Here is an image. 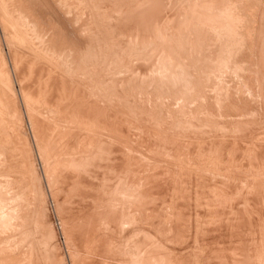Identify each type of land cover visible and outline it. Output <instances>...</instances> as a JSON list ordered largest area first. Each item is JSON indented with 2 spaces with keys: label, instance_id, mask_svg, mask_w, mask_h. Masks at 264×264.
I'll list each match as a JSON object with an SVG mask.
<instances>
[{
  "label": "rangeland",
  "instance_id": "374dc122",
  "mask_svg": "<svg viewBox=\"0 0 264 264\" xmlns=\"http://www.w3.org/2000/svg\"><path fill=\"white\" fill-rule=\"evenodd\" d=\"M198 1L0 0V264H264V0Z\"/></svg>",
  "mask_w": 264,
  "mask_h": 264
},
{
  "label": "bare ground",
  "instance_id": "6f19581e",
  "mask_svg": "<svg viewBox=\"0 0 264 264\" xmlns=\"http://www.w3.org/2000/svg\"><path fill=\"white\" fill-rule=\"evenodd\" d=\"M21 1H22V0H21ZM185 1H186V0H185ZM199 1H200V0H199ZM199 1H198V2H199ZM214 1H215V0H214ZM218 1L220 2V0H218ZM228 1H229V0H228ZM207 2H208V0H207ZM236 2H237V1H236ZM18 3H19V2H18ZM188 3H189V2H188ZM231 3H232V2H231ZM190 4H191V3H190ZM199 4H200V3H199ZM201 4H202V3H201ZM220 4H221V3H220ZM225 4H226V3H225ZM228 4H229V3H228ZM234 4H235V3H234ZM184 5H186V4H184ZM184 5H182V6H184ZM218 5H219V4H218ZM209 6H210V5H209ZM233 6H234V5H233ZM25 7H26V6H25ZM185 7H186V6H185ZM202 7H203V6H202ZM207 7H208V6H207ZM225 7H226V6H225ZM22 8H23V5H22ZM123 8H124V7H123ZM186 8H187V7H186ZM205 8H206V7H205ZM229 8H230V7H229ZM234 8H235V7H234ZM17 9H18V8H17ZM127 9H128V8H127ZM15 10H16V7H15ZM120 10H121V8H120ZM157 10H158V9H157ZM157 10H156V11H157ZM181 10H182V9H181ZM194 10H195V9H194ZM209 10H210V9H209ZM28 11H29V10H28ZM226 11H227V10H226ZM236 11H237V10H236ZM31 12H32V11H31ZM192 12H193V11H192ZM192 12H191V14H192ZM196 12H197V11H196ZM201 12H203V11L201 10ZM218 12H219V11H218ZM17 13H18V12H17ZM29 13H30V11H29ZM180 13H181V12H180ZM198 13H199V11H198ZM213 13H214V12H213ZM216 13H217V11H216ZM225 13H226V12H225ZM225 13H224V15H225ZM241 13H242V12H241ZM15 14H16V13H15ZM18 14H19V13H18ZM26 14H27V13H26ZM191 14H190V15H191ZM200 14H202V13H200ZM204 14H205V13H204ZM209 14H210V13H209ZM196 15L198 16V14H196ZM215 15H216V14H215ZM217 15H218V14H217ZM224 15H223V14L221 15V13H220V17H223ZM19 16H20V15H19ZM165 16H166V15H165ZM192 16H193V15H192ZM227 16H230V14L227 15ZM190 17H191V16H190ZM220 17H219V18H220ZM225 17H226V15H225ZM231 17H233V16L231 15ZM20 18H23V17L21 16ZM159 18H160V17H159ZM160 19H161V18H160ZM165 19H166V18H165ZM189 19H190V18H189ZM217 19H218V17H217ZM221 19H222V18H221ZM221 19H220V20H221ZM225 19H226V18H225ZM234 19H235V18H234ZM23 20H24V19H23ZM34 20L36 21V17H35ZM194 20H195V18H194ZM215 20H216V18H215ZM218 20H219V19H218ZM223 20H224V18H223ZM3 21H4V20H3ZM196 21H197V20H196ZM226 21H228V20H226ZM23 22H24V21H23ZM30 22H31V21H30ZM187 22H188V21H187ZM213 22H214V20H213ZM213 22H212V23H213ZM218 22H219V21H218ZM218 22H217V23L215 22V24H219V23H221V22H219V23H218ZM228 22H229V21H228ZM235 22H236V21H235ZM248 22H249V21H248ZM20 23H21V22H20ZM77 23H78V22H77ZM81 23H82V22H81ZM154 23H155V22H154ZM169 23H170V22H169ZM223 23H224V22H222V24H223ZM225 23H226V22H225ZM31 24H32V23H31ZM31 24H30L29 26H31ZM186 24H187V23H186ZM229 24H230V23H229ZM24 25H25V24H24ZM26 25H27V24H26ZM41 25H43V24H41ZM80 25H81V24H80ZM190 25H191V24H190ZM195 25H196V24H195ZM227 25H228V23H227ZM186 26H187V25H186ZM188 26H189V25H188ZM196 26H197V25H196ZM215 26H218V25H215ZM220 26H221V25H220ZM33 27H34V26H33ZM127 27H128V26H127ZM178 27H179V26H178ZM191 27H192V26H191ZM194 27H195V26H194ZM202 27H203V26H202ZM222 27H223V25H222ZM224 27H227V26H224ZM24 28H25V27H24ZM40 28H41V27H40ZM44 28H45V26H44ZM119 28H120V27H119ZM162 28H163V27H162ZM185 28H188V27H185ZM197 28H198V27H197ZM3 29H4V28H3ZM6 29H7V28H6ZM54 29H55V28L53 27V30H54ZM226 29H227V28H226ZM226 29H225V30H226ZM31 30H32V29H31ZM40 30H42V28H41ZM79 30H80V29H79ZM157 30H158V29H157ZM157 30H156V31H157ZM177 30H178V29H177ZM177 30H176V31H177ZM182 30H183V29H182ZM185 30L187 31V29H185ZM194 30H195V29H194ZM206 30H207V29H206ZM229 30H230V29H229ZM4 31H5V30H4ZM10 31H11V30H10ZM33 31H34V30H33ZM47 31H48V28H47ZM188 31H189V30H188ZM197 31H198V30H197ZM219 31H220V30H219ZM7 32H8V31H7ZM34 32H35V31H34ZM38 32H39V31H38ZM53 32H54V31H53ZM83 32H84V31H83ZM165 32H166V31H165ZM180 32H181V31H180ZM189 32H190V31H189ZM203 32H205V31H203ZM206 32H208V31H206ZM213 32H214V31H213ZM12 33H13V32H12ZM36 33H37V32H36ZM43 33H44V32H43ZM175 33H176V32H175ZM177 33H178V31H177ZM177 33H176V34H177ZM190 33H191V32H190ZM192 33H193V32H192ZM225 33H226V32H225ZM30 34H31V33H30ZM33 34H34V33H32V35H33ZM125 34H127V33H125ZM157 34H158V33H157ZM172 34H174V33L172 32ZM180 34H181V33H180ZM182 34H184L183 31H182ZM188 34H189V33H188ZM226 34H227V33H226ZM229 34H230V33H229ZM236 34H237V33H236ZM42 35H43V34H42ZM53 35H54V34H53ZM155 35H156V34H155ZM178 35H179V33H178ZM189 35H190V34H189ZM191 35H192V34H191ZM227 35H228V34H227ZM227 35H226V37H227ZM230 35H231V34H230ZM232 35H233V34H232ZM240 35H241V34H240ZM162 36H163V35H162ZM171 36H173V35H171ZM176 36H177V35H176ZM192 36H193V35H192ZM28 37H29V36H28ZM39 37H41V36H39ZM43 37H44V36H43ZM57 37H58V36H57ZM151 37H152V36H151ZM180 37H181V36H180ZM236 37H237V36H236ZM34 38H36V36H35ZM37 38H38V37H37ZM53 38H55V37H53ZM137 38H138V37H137ZM147 38H148V37H147ZM201 38H202V37H201ZM25 39H26V38H25ZM56 39H57V38H56ZM143 39H144V38H143ZM163 39H164V38H163ZM174 39H175V38H174ZM187 39H188V38H187ZM191 39H192V38H191ZM206 39H207V38H206ZM51 40H52V39H51ZM62 40H63V39H62ZM121 40H122V39H121ZM138 40H139V39H138ZM189 40H190V39H189ZM38 41H39V40H38ZM52 41H53V40H52ZM56 41L58 42V40H56ZM56 41H55V42H56ZM182 41H183V40H182ZM190 41H192V40H190ZM10 42H11V41H10ZM53 42H54V41H53ZM62 42L64 43V41H62ZM62 42H61V43H62ZM71 42H73V41H71ZM144 42H146V41H144ZM193 42H194V41H193ZM235 42H236V41H234V43H235ZM28 43H29V42H28ZM34 43H35V42H34ZM40 43H41V42H40ZM66 43H68V42H66ZM132 43H133V42H132ZM180 43H181V42H180ZM189 43H190V42H189ZM13 44H14V43H13ZM52 44H53V43H52ZM181 44H182V43H181ZM8 45H9V43H8ZM66 45H67V44H66ZM191 45H192V44H191ZM191 45H190V47H191ZM40 46H41V45H40ZM193 46H194V45H193ZM235 46H236V44H235ZM14 47H15V46H14ZM52 47H53V46H52ZM72 47H73V46H72ZM48 48H49V47H48ZM66 48H67V47H66ZM76 48H77V47H76ZM201 48H202V47H201ZM15 49H16V48H15ZM18 49H19V48H18ZM71 49H72V48H71ZM130 49H131V48H130ZM55 50H56V49H54L53 52H54ZM142 50H143V49H142ZM183 50H184V49H183ZM189 50H190V49H189ZM48 51H49V49H47V52H48ZM74 51H75V50H74ZM162 51H163V50H162ZM177 51H179V50H177ZM194 51H195V49H194ZM16 52H17V51H16ZM45 52H46V50H45ZM55 54H56V53H55ZM52 55H53V54H52ZM60 55H61V54H60ZM69 55H70V54H69ZM188 55H189V54H188ZM77 56H78V55H77ZM184 56H185V55H184ZM227 56H228V55H227ZM16 57H17V56H16ZM47 57H48V56H47ZM57 57H58V56H57ZM68 57H69V56H68ZM136 57H137V56H136ZM59 58H60V57H59ZM61 58H62V56H61ZM140 58H141V57H140ZM169 58H170V57H169ZM56 59H57V58H56ZM56 59H55V60H56ZM67 59H69V58H67ZM221 60H222V59H221ZM1 61H2V60H1ZM28 61H29V60H28ZM66 61H67V60H66ZM66 61H64V63H65ZM195 61H196V60H195ZM54 62L56 63V61H54ZM69 62H70V61H69ZM164 62H165V61H164ZM219 62H220V61H219ZM1 63H2V62H1ZM14 63H15V62H14ZM19 63H20V62H19ZM45 63H46V62H45ZM104 63H105V62H104ZM34 64H35V63H34ZM56 64H57V63H56ZM70 64H71V63H70ZM70 64H69V65H70ZM176 64H177V63H176ZM185 64H186V63H185ZM0 65H1V64H0ZM15 65H17V64H15ZM95 65H96V64H95ZM99 65H100V64H99ZM13 66H14V65H13ZM25 66H26V65H25ZM107 66H108V65H107ZM3 67H4V66H3ZM3 67H2V68H3ZM221 67H222V66H221ZM23 68H24V67H23ZM62 68H63V67H62ZM66 68H67V67H66ZM189 68H190V67H189ZM217 68H218V67H217ZM224 68H225V67H224ZM14 69H15V68H14ZM55 69H56V68H55ZM88 69H89V67H88ZM40 70H41V69H40ZM73 70H74V69H73ZM91 70H92V69H91ZM0 71H1V70H0ZM57 71H58V70H57ZM64 71H65V70H64ZM66 71H67V69H66ZM66 71H65V74H66ZM68 71H69V70H68ZM68 71H67V72H68ZM78 71H79V70H78ZM224 71H225V70H224ZM49 72H50V71H49ZM70 72H71V71H70ZM73 72H74V71H73ZM75 72H76V71H75ZM169 72H170V71H169ZM47 73H48V72H47ZM79 73H80V72H79ZM56 74H58V73H56ZM68 74H69V73H68ZM68 74H67V75H68ZM77 74H78V73H77ZM77 74H76V75H77ZM80 74H81V73H80ZM8 75H9V74H8ZM61 75H62V74H61ZM74 76H75V75H74ZM67 77H68V76H67ZM79 77H80V76H79ZM137 77H138V76H137ZM9 78H10V77H9ZM76 78H77V77H76ZM82 78H83V77H82ZM102 78H103V77H102ZM77 79H78V78H77ZM69 80H70V79H69ZM75 81H76V80H75ZM61 82H62V80H61ZM70 82H71V81H70ZM80 82H81V81H80ZM86 82H88V81L86 80ZM59 83H60V82H59ZM128 83H129V82H128ZM20 84H21V83H20ZM38 84H39V83H38ZM45 84H46V83H45ZM78 84H79V83H78ZM80 84H81V83H80ZM83 84H84V82H83ZM183 84H184V83H183ZM4 85H5V84H4ZM39 85H40V84H39ZM56 85H58V84H56ZM61 85H62V83H61ZM63 85H64V84H63ZM70 85H71V84H70ZM35 86H36V85H35ZM40 86H41V85H40ZM84 86H85V85H84ZM100 86H101V85H100ZM120 86H121V85H120ZM7 87H8V86H7ZM66 87H67V86H66ZM66 87H65V88H66ZM88 87H89V86H88ZM105 87H106V86H105ZM122 87H123V86H122ZM72 88H73V87H72ZM221 88H222V87H221ZM6 89H7V88H6ZM23 89H24V88H23ZM79 89H80V88H79ZM110 89H111V88H110ZM118 89H119V88H118ZM43 90H44V88H43ZM107 90H108V89H107ZM112 90H113V89H112ZM40 91H41V90H40ZM70 91H72V90H70ZM86 91H87V90H86ZM182 91H183V90H182ZM0 92H1V91H0ZM28 92H29V91H28ZM31 92H32V91H31ZM31 92H30V93H31ZM49 92H50V90H49ZM2 93H3V92H2ZM11 93H12V92H11ZM22 93H23V92H22ZM72 93H73V92H72ZM89 93H90V92H89ZM12 94H13V93H12ZM12 94H11V95H12ZM31 94H33V93H31ZM33 95H34V94H33ZM73 95H75V94H73ZM31 96H32V95H31ZM37 96H38V95H37ZM5 97H6V96H5ZM25 97H26V96H25ZM97 97H98V96H97ZM57 98H58V97H57ZM62 98H63V97H62ZM73 98H74V97H73ZM73 98H72V99H73ZM99 98H100V97H99ZM33 99H34V98H33ZM54 99H55V98H54ZM63 99H64V98H63ZM97 99H98V98H97ZM9 100H10V99H9ZM14 100H15V99H14ZM24 100H25V98H24ZM67 100H68V99H67ZM69 100H70V99H69ZM88 100H89V98H88ZM98 100H99V99H98ZM76 101H78V100H76ZM76 101H74V102H76ZM85 101H86V100H85ZM89 101H90V100H89ZM105 101H106V100H105ZM7 102H8V100H7ZM29 102H30V101H29ZM68 102H69V101H68ZM74 102H73V103H74ZM35 103H36V102H35ZM63 103H64V102H63ZM77 103H78V102H77ZM91 103H92V102H91ZM64 104H67V102L64 103ZM68 104H69V103H68ZM68 104H67V105H68ZM74 104H75V103H74ZM1 105H2V104H1ZM3 105H4V103H3ZM67 105H66V106H67ZM69 105H70V104H69ZM79 105H80V104H79ZM48 106H49V105H48ZM58 106H59V105H58ZM63 106H64V105H63ZM50 107H51V106H50ZM54 107H55V106H54ZM61 107H62V106H61ZM70 107H71V106H70ZM70 107H69V108H70ZM90 107H91V106H90ZM51 108H52V107H51ZM63 108H64V107H63ZM74 108H75V107H74ZM39 109H40V108H39ZM56 109H57V108H56ZM59 109H60V108H59ZM66 109H67V108H66ZM72 109H73V108H72ZM79 109H80V108H79ZM86 109H87V108H86ZM86 109H85V110H86ZM11 110H12V109H11ZM32 110H33V109H32ZM67 110H68V109H67ZM70 110H71V109H70ZM74 110H75V109H74ZM77 110H78V109H77ZM81 110H82V109H81ZM90 110H92V109H90ZM90 110H88V112H87V111H86V112L89 113ZM13 111H14V110H13ZM75 111H76V110H75ZM79 111H80V110H79ZM82 111H83V110H82ZM82 111H81V112H82ZM98 111H99V110H98ZM5 112H6V109H5ZM8 112H9V111H8ZM11 112H12V111H11ZM28 112H29V111H28ZM36 112H37V111H36ZM64 112H65V110H64ZM64 112H63V113H64ZM77 112H78V111H77ZM84 112H85V111H84ZM84 112H83V113H84ZM86 112H85V114H86V116H87V113H86ZM34 113H35V112H34ZM60 113H61V109H60ZM72 113H73V112H72ZM75 113H76V112H75ZM7 114H8V113H7ZM17 114H18V113H17ZM85 114H84V115H85ZM90 114H92L91 111H90ZM90 114H89V115H90ZM9 115H10V114H9ZM52 115H53V114H52ZM55 115H56V114H55ZM57 115H58V114H57ZM64 115H65V113H64ZM67 115H68V114H67ZM67 115H66V117H67ZM69 115H70V112H69ZM69 115H68V116H69ZM75 115H76V114H75ZM77 115H78V114H77ZM80 115H81V114H80ZM101 115H102V114H101ZM2 116H3V115H2ZM30 117H31V116H30ZM52 117H53V116H52ZM79 117H80V116H78V118H79ZM82 117H83V115H82ZM101 117H102V116H101ZM103 117H104V116H103ZM1 118H2V117H1ZM5 118H6V117H5ZM36 118H37V117H36ZM70 118H71V117H70ZM107 118H108V117H107ZM6 120H7V119H6ZM64 120H65V119H64ZM69 120H70V119H69ZM90 120H91V119H90ZM52 121H53V120H52ZM59 121H60V120H59ZM2 122H3V121H2ZM7 122H8V121H7ZM61 122H62V121H61ZM5 123H6V121H5ZM63 123H64V122H63ZM72 123H74V122H72ZM77 123H78V122H77ZM82 123H83V122H82ZM93 123H94V122H93ZM102 123H103V122H102ZM57 124H59V123H57ZM69 124H70V123H69ZM74 124H75V123H74ZM80 124H81V123H80ZM100 124H101V123H100ZM0 125H1V124H0ZM8 125L10 126V124H8ZM8 125H7V126H8ZM53 125H54V124H53ZM64 125H65V124H64ZM76 125H78V124H75V126H74L75 128L77 127ZM87 125H88V124H87ZM5 126H6V125H5ZM55 126H56V125H55ZM66 126H67V125H66ZM82 126H83V125H82ZM84 126H85V125H84ZM93 126H94V125H93ZM102 126H103V125H102ZM61 127H63V126H61ZM88 127H89V126H88ZM95 127L97 128V126H95ZM0 128H1V127H0ZM57 128H58V127H57ZM75 128H74V129H75ZM12 129H13V128H12ZM68 129H69V128H68ZM77 129H78V128H77ZM94 129H95V128H94ZM105 129H106V128H105ZM7 130H8V129H7ZM55 130H56V128H55ZM58 130H59V129H58ZM70 130H71V128H70ZM70 130H69V131H70ZM78 130H81V128H79ZM78 130H77V131H78ZM87 130H89V129H87ZM17 131H19V130H17ZM62 131H63V130H62ZM71 131H73V129H72ZM82 131H83V130H82ZM97 131H98V130H97ZM101 131L103 132V130H101ZM14 132H15V131H14ZM87 132H88V131H87ZM108 132H109V131H108ZM74 133H75V132H74ZM79 133H80V131H79ZM84 133H86V131H85ZM84 133H83V136H84ZM97 133H98V132H97ZM20 134H21V133H20ZM47 134H48V133H47ZM51 134H53V133L51 132ZM51 134H50V135H51ZM77 134H78V133H77ZM11 135H12V134H11ZM66 135H67V134H66ZM72 135H73V134H72ZM78 135H79V134H78ZM81 135H82V134H81ZM87 135H88V133H87ZM90 135H91V134H90ZM1 136H2V135H1ZM1 136H0V137H1ZM16 136H17V135H16ZM47 136H48V135H47ZM88 136H89V135H88ZM93 136H94V134H93ZM95 136H96V135H95ZM97 136H99V135H97ZM102 136H103V135H102ZM68 137H70V136H68ZM73 137H74V136H72V139H73ZM80 137H81V136H80ZM86 137H87V136H86ZM90 137H91V136H90ZM90 137H89V138H90ZM104 137H105V136H104ZM114 137H115V136H114ZM48 138H49V137H48ZM63 138H64V137H62V140H63ZM74 138H75V137H74ZM76 138H78V137H76ZM59 139H60V138H59ZM69 139H70V138H68L67 140H69ZM101 139H102V138H101ZM104 139H105V138H104ZM56 140H58V139H56ZM62 140H61V142H63ZM76 140H77V139H76ZM81 140H83V138H82ZM88 140H89V139H88ZM98 140H99V138H98ZM79 141H80V139H79ZM92 141H93V139H92ZM117 141H118V140H117ZM64 142H65V141H64ZM67 142H68V141H67ZM71 142H72V141H71ZM110 142H111V141H110ZM220 142H221V141H220ZM52 143H53V142H52ZM58 143H59V140H58ZM77 143H79V142H77ZM82 143H83V142H82ZM82 143H81V144H82ZM85 143H86V142H85ZM88 143H89V141H88ZM216 143H217V142H216ZM0 144H2V142H1ZM21 144H22V143H21ZM69 144H70V143H69ZM73 144H74V143H73ZM73 144H72V145H73ZM93 144H94V143H93ZM108 144H109V143H108ZM7 145H8V144H7ZM16 145H18V144H16ZM42 145H43V144H42ZM57 145H58V144H57ZM70 145H71V144H70ZM72 145H71V146H72ZM89 145H90V144H89ZM96 145H97V144H96ZM1 146H2V145H0V147H1ZM82 146H83V145H82ZM2 147H3V146H2ZM85 147H86V146H85ZM56 148H57V147H56ZM2 149H3V148H2ZM2 149H1V150H2ZM42 149H43V148H42ZM84 149H85V148H84ZM95 149H96V147H95ZM4 150H5V148H4ZM59 150H60V149H59ZM5 151H6V150H5ZM5 151H1V152H5ZM43 151H44V150H43ZM60 151H61V150H60ZM1 152H0V153H1ZM82 152L85 153L84 151H82ZM86 152H87V151H86ZM5 153H6V152H5ZM9 153H10V151L8 152V154H9ZM91 153H92V152H91ZM8 154H7V155H8ZM50 154H51V153H50ZM55 154H56V153H55ZM70 154H71V153H70ZM85 154H86V153H85ZM56 155H57V154H56ZM67 155H68V154H67ZM1 156H2V155H1ZM3 156H4V155H3ZM48 156H49V155H48ZM54 156H55V155H54ZM54 156H53V157H54ZM61 156H63V155H61ZM64 156H65V155H64ZM8 157H9V156H8ZM8 157H7V158H8ZM55 157H56V156H55ZM2 158H3V157H2ZM2 158H0V159H2ZM9 158H10V157H9ZM57 159H58V158H57ZM70 159H71V158H70ZM7 160H9V159H7ZM12 160H13V159H12ZM12 160H11V161H12ZM25 160H26V159H25ZM9 161H10V160H9ZM11 161H10V163H11ZM20 161H21V160H20ZM4 162H5V161H4ZM6 163H7V162H6ZM56 165H57V164H56ZM67 165H68V164H67ZM8 166H9V165L7 164V167H8ZM10 166H11V165H10ZM10 166H9V167H10ZM22 166H23V165H22ZM12 167H13V166H12ZM12 167H11V168H12ZM57 167H58V166H57ZM0 168H1V167H0ZM11 168H10V170H11ZM22 169H23V168H22ZM54 169H55V168H54ZM120 169H121V168H120ZM12 170H13V169H12ZM15 170H16V169H15ZM56 170H57V169H56ZM59 170H60V168H59ZM3 171H4V170H3ZM5 171H6V170H5ZM5 171H4V173H7V174L9 173V172H5ZM7 171H8V170H7ZM47 171H48V170H47ZM1 172H2V169H1ZM12 172H13V171H12ZM14 172H15V171H14ZM14 172H13V174H15ZM16 172H17V171H16ZM4 173H2V176L6 175V174H4ZM0 174H1V173H0ZM3 174H4V175H3ZM130 174H131V173H130ZM9 175H10V173H9ZM18 175H19V174H18ZM18 175H15L14 178H16V176H18ZM0 176H1V175H0ZM11 176H13V175H11ZM26 176H27V175H26ZM29 176H30V175H29ZM19 177L21 178L20 175H19ZM23 177H24V176H23ZM63 177H64V176H63ZM3 178H4V177H3ZM6 178H7V177H6ZM12 178H13V177H12ZM12 178H11V179H12ZM17 178H18V177H17ZM25 178L27 179L28 177H25ZM1 179H2V178H1ZM8 179H9V178H8ZM29 179H30V178H29ZM4 180H5V179H4ZM131 180H132V179H131ZM5 181H6V180H5ZM5 181H3V182L5 183ZM27 181H28V180H27ZM30 181H31V180H30ZM0 182H1V181H0ZM6 182H7V181H6ZM8 182H9V181H8ZM8 182H7V183H8ZM28 183H29V182H28ZM13 184H14V183H13ZM5 185H6V184H5ZM7 185H8V184H7ZM17 185H18V184H17ZM27 185H28V184H27ZM0 186H1V185H0ZM2 186H3V184H2ZM10 186H11V184H10ZM10 186H9V187H10ZM13 186H14V185H13ZM13 186H12V187H13ZM21 186H22V185H21ZM29 186H30V185H29ZM29 186H28V187H29ZM3 187H5V186H3ZM6 187H7V186H6ZM14 187H15V186H14ZM14 187H13V188H14ZM85 187H86V186H85ZM128 187H129V186H128ZM10 188H11V187H10ZM11 189H12V188H11ZM14 189H15V188H14ZM33 189H34V188H33ZM19 190H20V189H19ZM22 190H23V189H22ZM132 190H134V189H132ZM26 191H27V188H25V192H26ZM31 191H32V190H31ZM18 192H19V191H18ZM20 192H21V191H20ZM76 192H77V191H76ZM107 192H108V191H107ZM132 192H134V191H132ZM30 193L32 194V192H30ZM30 193H29V191H28V194H30ZM33 193H35V192H33ZM134 193H135V192H134ZM31 194H30L29 196H31ZM88 194H89V193H88ZM26 195H27V193H26ZM32 195H33V194H32ZM34 195H35V194H34ZM37 195H38V194H37ZM94 197H97V196H94ZM2 198H3V195L0 194V199H2ZM30 198L32 199V197H30ZM23 199H24V197H23ZM135 200H136V199H135ZM1 201H2V200H1ZM1 201H0V202H1ZM58 201H59V200H58ZM73 201H74V200H73ZM127 201H129V200H127ZM133 201H134V200H133ZM6 202H7V200H6V201L4 200V203H5V204H6ZM9 202H10V201H9ZM30 202H31V201H30ZM4 203L1 202L0 205H2V204L4 205ZM11 203H13V202H11ZM23 203H24V202H23ZM137 204H138V202H137ZM3 205L1 206V208L3 207ZM9 205H10V204H9ZM15 205H16V204H15ZM95 205H97V204H95ZM95 205H94V206H95ZM134 205H135V204H134ZM21 206L23 207V205H21ZM40 206H41V205H40ZM94 206H93V207H94ZM138 206H139V205H138ZM138 206H137V207H138ZM25 207H26V206H25ZM1 208H0V210H1ZM135 208H136V207H135ZM13 209H14V208H13ZM16 209H18V207H17ZM10 210H11V209H10ZM22 210H23V209H22ZM37 210H38V209H37ZM83 210H84V209H83ZM89 210H90V209H89ZM133 210H134V208H133ZM1 211H2V210H1ZM8 211H9V210H8ZM11 211H12V210H11ZM95 211H96V210H95ZM95 211H94V212H95ZM90 212H91V211H90ZM94 212H93V213H94ZM135 212H136V211H135ZM13 213H14V212H13ZM28 213H29V212H28ZM84 213H85V212H84ZM0 214H1V212H0ZM14 214H15V213H14ZM14 214H13V215H14ZM18 214H19V212H18ZM89 214H90V213H88V215H89ZM3 215H4V214H3ZM3 215H2V216L0 215L1 218L3 217ZM10 215H11V213H10ZM95 215H96V212H95ZM98 215H99V214H98ZM77 216H78V215H77ZM85 216H86V215H85ZM96 216H97V215H96ZM96 216H95V217H96ZM136 216H137V215H136ZM180 216H181V215H180ZM4 217H5V216H4ZM4 217H3V218H4ZM20 217H21V216H20ZM20 217H19V218H20ZM35 217H36V216H35ZM83 217H84V216H83ZM88 217H89V216H88ZM5 218H6V217H5ZM5 218L3 219V220H4L3 223L6 222V221H5L6 219H7V220L9 219V218H6V219H5ZM89 218H90V217H89ZM89 218H88V219H89ZM92 218H93V217H92ZM138 218H139V217H138ZM10 219H11V218H10ZM17 219H18V218H17ZM85 219H86V218H85ZM18 220H19V219H18ZM22 220H23V219H22ZM90 220L92 221V219H90ZM105 220H106V218H105ZM139 220H140V219H139ZM139 220H138V221H139ZM178 220H179V219H178ZM14 221H15V220H14ZM87 221H88L87 223H89V220H87ZM99 221H100V220H99ZM106 221H107V220H106ZM1 222H2V219L0 220V223H1ZM35 222L37 223V221H35ZM76 222H77V221H76ZM83 222H84V221H83ZM92 222H93V221H92ZM101 222H102V221H101ZM109 222H110V221H109ZM8 223L10 224V220H9L8 222H6L5 224H8ZM67 223H68V222H67ZM104 223H105V222H104ZM9 224H8V225H9ZM81 224H82V223H81ZM91 224H92V223H91ZM96 224H97V223H95V225H96ZM8 225H4V224L2 225V223L0 224L1 227L3 226V227H7V228H8ZM77 225H78V224H77ZM93 225H94V224H93ZM177 225H178V224H177ZM118 226H119V225H118ZM13 227H15V226H13ZM85 227H86V226H85ZM88 227H89V226H88ZM91 227H92V226H91ZM69 228H70V227H69ZM102 228H103V227H102ZM0 229H3V228H0ZM8 229H9V228H8ZM9 230H10V229H9ZM88 230H89V229H88ZM90 230H91V229H90ZM93 230H94V229H93ZM95 230H96V229H95ZM95 230H94V231H95ZM14 232H15V231H14ZM30 232H31V231H30ZM30 232H29V233H30ZM90 232H91V231H90ZM33 233H34V232H33ZM68 234H69V233H68ZM86 234H88V233H86ZM104 234H105V233H104ZM104 234H103V236H104ZM17 235H18V234H17ZM69 235H71V234H69ZM69 235H68V236H69ZM20 236H21V235H20ZM87 236H89V235H87ZM72 237H73V236H72ZM85 237H86V236H85ZM1 238H2V237H1ZM11 238H12V237H11ZM17 238H18V237H17ZM22 238H23V237H22ZM22 238H21V239H22ZM86 238H87V237H86ZM91 238H92V237H91ZM100 238H101V237H100ZM4 239H5V238H4ZM13 239H15V237H14ZM18 239H19V238H18ZM83 239H84V238H83ZM89 239H90V238H89ZM6 240H7V238H6ZM10 240H11V239H10ZM10 240H9V242H10ZM15 240H16V239H15ZM15 240H14V241L12 240L13 243L15 242ZM101 240H102V239H101ZM146 240H147V239H146ZM151 240H152V239H151ZM1 241H3V239H2ZM4 241H5V240H4ZM17 241H18V240H17ZM19 241H20V240H19ZM80 241H81V240H80ZM126 241H127V240H126ZM5 242H6V241H5ZM1 243H2V242H1ZM1 243H0V245H1ZM3 243H4V242H3ZM16 243H17V245H18V242H16ZM8 244L10 245L11 242L8 243ZM8 244H7V245H8ZM19 244H20V243H19ZM158 244H159V243H158ZM11 245H12V244H11ZM100 245H101V244H100ZM13 246H14V245H13ZM13 246H12V247H13ZM25 246H26V245H25ZM25 246H24V247H25ZM39 246H40V245H39ZM39 246H38V247H39ZM145 246H146V245H145ZM145 246H144V247H145ZM7 247H8V246H7ZM7 247H6V248H7ZM28 247H29V245L27 246V249H28ZM103 247H104V246H103ZM146 247H147V246H146ZM162 247H163V246H162ZM22 248H23V247H21L19 250H21ZM110 248H111V247H110ZM150 248H151V247H148L147 250H151ZM152 248H153V247H152ZM1 249H2V248H1ZM14 249H15V248H14ZM14 249H12V250H14ZM29 249H30V248H29ZM73 249H74V248H73ZM172 249H173V248H172ZM24 250H26V249H24ZM24 250H23V251H24ZM144 250H145V249H144ZM147 250H146V251H147ZM170 250H171V249H169V251H170ZM39 251H40V250H39ZM155 251H156V250H155ZM20 252H21V251H20ZM147 252H148V251H147ZM147 252H145V253H147ZM162 252H163V251H162ZM172 252H175V251L173 250ZM5 253H6V252H5ZM5 253L3 254L4 256H5ZM23 253H24V252H23ZM25 253L27 254L28 251L25 252ZM31 253H33V252H31ZM135 253H136V252H135ZM145 253H144V254H145ZM155 253H156V252H155ZM164 253H165V252H164ZM169 253H170V252H169ZM15 254H16V253H15ZM19 254H20V253H19ZM21 254H22V253H21ZM11 255H12V254H11ZM164 255H165V254H164ZM168 255H169V254H168ZM168 255H167V256H168ZM178 255H179V254H178ZM0 256H1V255H0ZM4 256H2V258H3ZM6 256H7V253H6ZM19 256H20V255H19ZM25 256H26V255H25ZM25 256H24V258H25ZM27 256H28V254H27ZM31 256H32V255H31ZM116 256H117V255H116ZM151 256H152V255H151ZM167 256H165V257H167ZM173 256H174V255H173ZM180 256H181V255H180ZM110 257H111V256H110ZM142 257H143V256H142ZM145 257H146V256H145ZM154 257H156V256H154ZM154 257H152V258H153V259H152L153 261H151V264H152V262H154V260H155ZM6 258H7V257H6ZM22 258H23V257H22ZM44 258H45V257H44ZM60 258H61V257H60ZM98 258H99V257H98ZM104 258H105V257H104ZM148 258H149V257H148ZM169 258H170V257H169ZM3 259H4V258H3ZM101 259H102V258H101ZM145 259H146V258H145ZM145 259H144V261H145ZM166 259H168V258H166ZM25 260H26V259H25ZM29 260H30V259H29ZM106 260H107V259H106ZM109 260H110V259H109ZM120 260H121V259H120ZM148 260H149V259H148ZM150 260H151V258H150ZM164 260H165V259H164ZM179 260H180V259H179ZM46 261H47V260H46ZM135 261H136V260H135ZM135 261H133V262H135ZM156 261H159L158 264H161V263H162V262L160 263V259L158 260V257L156 258ZM161 261H162V260H161ZM166 261H167V260H166ZM169 261H170V260H168V262H165V261H163V262H164L165 264H169V263L171 262V261H170V262H169ZM177 261H178V260H177ZM177 261H176V262H177ZM183 261H184V260H183ZM30 262H31V261H30ZM145 262H146V261H145ZM176 262H175V263H176ZM179 262H180V261H179ZM18 263H19V262H18ZM26 263H27V262H26ZM32 263H33V262H32ZM103 263H106V264H107L106 261L103 262ZM110 263H111V261H110ZM113 263H114V262H113ZM149 263H150V261H147L146 264H149ZM154 263H156V262H154ZM154 263H153V264H154ZM164 263H163V264H164ZM175 263H173V264H175ZM23 264H24V263H23ZM36 264H37V263H36ZM45 264H46V262H45ZM135 264H136V263H135ZM140 264H143V263L141 262ZM176 264H177V263H176ZM187 264H188V263H187Z\"/></svg>",
  "mask_w": 264,
  "mask_h": 264
}]
</instances>
